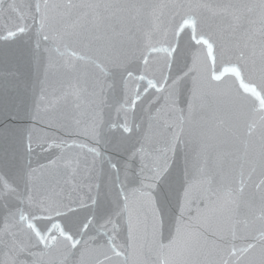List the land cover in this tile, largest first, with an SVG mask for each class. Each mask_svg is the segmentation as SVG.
<instances>
[{
	"label": "snow or ice",
	"instance_id": "snow-or-ice-1",
	"mask_svg": "<svg viewBox=\"0 0 264 264\" xmlns=\"http://www.w3.org/2000/svg\"><path fill=\"white\" fill-rule=\"evenodd\" d=\"M0 264H264V0H0Z\"/></svg>",
	"mask_w": 264,
	"mask_h": 264
}]
</instances>
